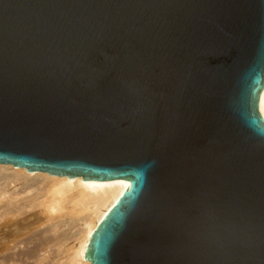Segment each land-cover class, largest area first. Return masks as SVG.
I'll return each mask as SVG.
<instances>
[{"label": "water", "instance_id": "95a60500", "mask_svg": "<svg viewBox=\"0 0 264 264\" xmlns=\"http://www.w3.org/2000/svg\"><path fill=\"white\" fill-rule=\"evenodd\" d=\"M264 0H0V165L128 185L90 264H264Z\"/></svg>", "mask_w": 264, "mask_h": 264}, {"label": "bare ground", "instance_id": "6f19581e", "mask_svg": "<svg viewBox=\"0 0 264 264\" xmlns=\"http://www.w3.org/2000/svg\"><path fill=\"white\" fill-rule=\"evenodd\" d=\"M258 110L260 115L264 118V88L259 95ZM127 185L128 181L94 184L65 180L46 174H29L19 168L0 165V206L1 202H4L5 204V208L2 210L4 212L3 214L0 212V217L7 218L8 216L9 218V216H11V220H13L14 217L17 219V221L14 219L15 223H13V225L10 224L14 229V234H12L15 238H17L18 235H20L19 238H21L22 234H28L23 240H15L13 236L9 238V235L7 237L4 235L0 236V250H7L6 253L3 252L4 254L0 253V258L2 257V260L0 259V261H2L1 264H9L8 260L11 257L8 255L10 257L8 259L6 256L7 252L9 249L11 251V248L12 250L14 247L16 248L18 243H20L19 249L21 251H19L18 248H16L18 249L17 251H13L19 255L16 257L19 258L23 255L27 260L32 259L33 262L30 261L31 264H40L43 262V258H45L44 256L47 254L46 259L49 258L48 256L52 251V248L56 249L53 252L56 253L59 250V252H57L59 255L63 253L65 255L63 260L56 258L57 261H51V263L90 264V262H87V259L85 258V251L91 234L100 220L107 214L117 199L125 191ZM27 211L28 215H24ZM60 214H62V218L67 215L68 219L65 217L67 220H61L62 222L58 221L55 216L57 215L58 218H61ZM63 214L65 215L63 216ZM54 218L57 220L58 225L60 222L63 223V221H66L64 224L69 221H74L76 222V226L79 225L74 235L72 232L73 236H71V239L73 242L71 244L65 241L68 239V234L66 235L63 233L62 235H57V223H53L56 224L53 225L51 222V226H48L49 231H53L51 232V236L46 235L43 237V233L39 230L40 228L37 229L44 221H53ZM9 219H7L8 221H6V219L5 221L3 220L4 222L0 221V225H2V223L6 224V222L10 223L11 220ZM71 224H73V222ZM61 226L59 225V228ZM5 227L9 230L8 226ZM31 230L34 231L30 232ZM28 232H30V234ZM24 241L27 244L31 243L32 246H29L30 244L28 246L25 244L22 245V243H25ZM44 243H46V246ZM11 245L13 246L11 247ZM21 245L23 247L26 246L23 249L24 251L21 249L23 248ZM43 249L44 252H42ZM45 252L48 253L46 254ZM11 253L12 252H10V254ZM21 258L25 259L24 257H20V261Z\"/></svg>", "mask_w": 264, "mask_h": 264}, {"label": "rangeland", "instance_id": "374dc122", "mask_svg": "<svg viewBox=\"0 0 264 264\" xmlns=\"http://www.w3.org/2000/svg\"><path fill=\"white\" fill-rule=\"evenodd\" d=\"M9 188H10V187H9ZM25 195H28V194H25ZM2 205H3V206H2ZM4 206H5L4 202H3V203L1 202V206H0V210H1L0 212H2L1 214H3V212H4V211H2V210H4L3 208H5ZM24 215H28V211H27V213H25ZM24 215H23V216H24ZM60 215H61V218H58L57 215L55 216V218L58 219V221H61V220H67V219H68V218H67V217H68L67 215L63 214V216L65 215L63 218H62V214H60ZM0 216H1V215H0ZM10 217H11V216H9V218H10ZM65 217H66L67 219H66ZM3 218H4V217H3ZM3 218L0 217V221H1V222H2L3 220L5 221V219H6V221H8L7 219H9L8 216H7V218H4V219H3ZM11 218H12V217H11ZM11 218H10L9 220H11ZM55 218H54V219H55ZM2 219H3V220H2ZM14 219H15V217L13 218V220H11L10 223H9V222H8V223L6 222V224H3V223H2V225H0L1 228H3V226L5 225V226H8V229H9V230H7V229H6L7 227H5V226H4V228H3L4 230L0 228V236H1V235H4V236L7 237V236L9 235V236H8L9 238H10L11 236H13V234H14V233H13V232H14V229H13V227H12L11 225H13V223H15V220L17 221V219H15V220H14ZM54 219H53L54 222H53L52 220H50V221H46V222L44 221L42 224H40V226H38L37 229L40 228L39 230H40V232L43 233V234L41 233V234L43 235V237H45L46 235H47V236H48V235L51 236V232H53V231H49V227L51 226L50 224H51V222H52V224H53V223H57V225H56V224H53V225H56L57 228H58V230L55 228V229L58 231V232L56 231V232H57V235H62L63 233L66 234V235L68 234V235L70 236V239H69V236H68V237L66 236L68 239H66L65 241L68 242L69 244H71V243L73 242V240L71 239V236H73L74 233L77 231V229H78L77 227H79V225L76 226V222H74V221H72L73 224L75 223L74 225L71 224V223H72L71 221H69L70 223L68 222V223H66V224H64V222H66V221H63V223H61V222H62V221H61V222L59 223V225H60V226L62 225V226L59 228V225H58L57 220H56V219L54 220ZM4 221H3V222H4ZM12 221H13V222H12ZM55 221H56V222H55ZM1 222H0V223H1ZM10 224H11V225H10ZM63 224H64V225H63ZM67 224H68V226H67ZM70 224H71V225H70ZM10 226H11V227H10ZM48 226H49V227H48ZM72 226H73V227H72ZM75 226H76V227H75ZM9 227H10V228H9ZM45 228H46V229H45ZM11 229H12V230H11ZM41 230H42V231H41ZM45 230H48V231H45ZM7 231H8V232H7ZM32 231H34V230H31L30 232H32ZM4 232H5V233H4ZM10 232H11V233H10ZM30 232H28V233L30 234ZM44 232H45L46 234H45ZM72 232H73V235H72ZM12 233H13V234H12ZM70 233H71V234H70ZM52 234H53V233H52ZM26 235H28V234H27V233H26V234H22L21 236H22V237L24 236L23 238H22V237L19 238L20 235H18L17 238H15V236H13V238H14L15 240H19V239H20V240H21V239L23 240V239H25ZM64 239H65V238H64ZM71 240H72V241H71ZM63 241H64V240H63ZM65 241H64V242H65ZM24 242H25V241H24ZM43 242H45V241H43ZM66 242H65V244H66ZM19 244H20V243H18V244H17L18 246L16 247V248H18V249L20 248V245H19ZM23 244H25V245H27V246L30 244L29 246H32L31 243H28V244H27V243L25 242V243H22V245H23ZM22 245H21V247H23ZM44 245L46 246V243H44ZM12 246H13V245H11V247H12ZM25 247H26V246H24V247L21 248V249L23 250ZM16 248L14 247L13 250H12V248H11V251H10V249H9V251H8L9 253L7 252V255L5 254V255L8 257V259L11 257V258L8 260L9 264H14V263H15V264H18V263H19V264H23V263H24V264H31L30 261H32V259H28V260H27L26 257L22 255V256H20V257H24L25 259L21 258V261H20V260H19L20 257H19V258L16 257V256H19V255H17L16 253H14L15 251L18 250V249H16ZM14 249H15V250H14ZM44 249H45V248H44ZM44 249H43L42 252H44ZM55 250H56L55 248H54V249L52 248V251L50 252L52 255L49 253V256H48L49 258H47V259H46V257H47V255H48V254H47L48 252H47V253L45 252V253L47 254V255H45V256H44V253H43V256H44L45 258H43V262H41V263H42V264H54V263L57 261V259L63 260L65 254L63 253V254L59 255V254L57 253V252H59V250H58L56 253L53 252V251H55ZM6 251H7V250H5V251L0 250V253L4 254V253H6ZM13 251H14V252H13ZM19 251H21V250L19 249ZM23 251H24V250H23ZM3 252H4V253H3ZM10 252H12L13 255H12V253L10 254ZM42 252H41V254H42ZM52 252H53V253H52ZM2 254H1V256H2ZM15 254H16V255H15ZM54 254H55V255H54ZM56 254H58V255H56ZM8 255H9L10 257H9ZM6 256H5V257H6ZM51 256H52V257H51ZM12 257H13L14 259H13ZM1 258H2V257H1ZM1 258H0V259H1ZM56 258H57V259H56ZM11 259H13V260H11ZM44 259H46V260H44ZM50 259H51V260H50ZM1 260H2V259H1ZM16 260H17L18 262H17ZM22 260H23V261H22ZM13 261H14V262H13ZM15 261H16V262H15ZM19 261H20V262H19ZM51 261H55V262H52V263H51ZM32 262H33V261H32ZM1 263H2V261H0V264H1ZM41 263H40V264H41Z\"/></svg>", "mask_w": 264, "mask_h": 264}]
</instances>
